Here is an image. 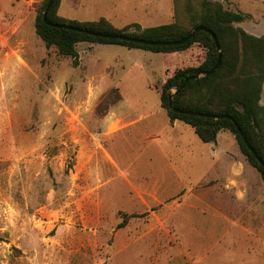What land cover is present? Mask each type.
I'll use <instances>...</instances> for the list:
<instances>
[{
	"label": "rangeland",
	"instance_id": "rangeland-1",
	"mask_svg": "<svg viewBox=\"0 0 264 264\" xmlns=\"http://www.w3.org/2000/svg\"><path fill=\"white\" fill-rule=\"evenodd\" d=\"M43 1L0 0V264H264L261 175L229 131L219 133L224 157L210 172L212 144L182 122L171 131L161 108L166 77L198 66L205 51L81 43L74 66L36 34ZM174 1L184 17L185 0ZM212 1L248 14L236 25L264 37V0ZM151 11L146 0H61L58 13L80 22L106 18L118 28L171 21ZM117 97L113 111L125 122L151 116L108 137L104 117ZM148 128L160 138L138 134ZM168 155L180 181L171 189L149 186L155 172L171 181ZM225 161L238 164L237 192L225 191L234 206L222 208L235 222L213 218L211 190L189 192L199 183L209 187L216 172L228 174ZM185 194L195 205L204 198L210 212L193 211L188 224Z\"/></svg>",
	"mask_w": 264,
	"mask_h": 264
},
{
	"label": "trees",
	"instance_id": "trees-1",
	"mask_svg": "<svg viewBox=\"0 0 264 264\" xmlns=\"http://www.w3.org/2000/svg\"><path fill=\"white\" fill-rule=\"evenodd\" d=\"M60 2L61 0H56L50 9L49 22L71 25L94 33L120 34L155 42H175L185 38L199 26L212 31L221 47L220 64L211 75L192 79L191 77L198 73L204 74L213 69L219 59L216 42L206 31H198L184 44L168 46L106 39L47 25L43 14L49 0L41 3L35 21L36 34L45 46L55 47L60 56L72 59L74 66L79 64L78 46L81 43L117 45L162 54L189 51L195 45L200 46L205 51L204 60L195 67L185 66L176 69L166 77L158 89L161 107L171 121H180L188 125L203 143H216L221 132L232 133L249 164L257 169L264 181V165H261L249 150L235 125L237 123L240 126L249 144L264 161V104L261 103L264 90V37L250 34L236 25L245 21L248 14L225 8L219 1L185 0L183 9L186 15L181 18L180 10L176 9L174 1L175 12L172 23L148 28L133 23L117 28L106 18L86 22L63 18L58 13ZM170 95H173V104L177 109L203 114L229 115L233 120L174 112L169 105ZM118 100L117 97L112 104Z\"/></svg>",
	"mask_w": 264,
	"mask_h": 264
},
{
	"label": "crops",
	"instance_id": "crops-1",
	"mask_svg": "<svg viewBox=\"0 0 264 264\" xmlns=\"http://www.w3.org/2000/svg\"><path fill=\"white\" fill-rule=\"evenodd\" d=\"M146 1H147V7H150V8L153 9V11H151V12H154L156 15L161 16L163 18L164 17L170 18L171 21L169 23H172L174 21V12H175L174 0H161V1H158V0H146ZM156 2H160V3L155 4ZM147 13H149V12H147ZM3 21H4V18H2V16L0 15V23L3 22ZM138 23L143 28L152 27V26L144 25L141 22H138ZM0 29H2V28H0ZM92 45L95 46L96 44H92ZM93 49H94V47H93ZM121 100L122 99L120 97V99L115 104L110 105L109 108H108V114L104 117V119L106 121V126H105V131L106 132H105V135L108 136V137L113 136L114 134H117L118 132H120V131H122L124 129H127V128L131 127V126L135 127L137 124L140 123L141 120L142 121L146 120V119L149 118V116H151V115H149L146 118H142V119L138 118V119H135V120H131L129 122H125L126 120H124V119H122L120 117H117L114 114V111H113V109L115 107L119 106V103L121 102ZM136 103H138V105L141 106L142 108L145 105V103L141 99H137ZM120 122L124 123V127H120ZM179 122L180 121H171L169 119V117H168L166 124H167V127L171 131H175V127L178 126ZM160 133H161L160 130H155V129L150 130L149 128L146 131H138L139 135L143 136L144 138H152L153 140H158L160 138V136H161ZM211 144H212V146H211L212 147V152H211L210 158L212 160V164H211V168H210L209 171L210 172L211 171L215 172L216 166H218V165L220 166V162L219 161L221 159H223L224 152H223V150H220V147L218 145V144H220L219 140H217V143H211ZM182 154H183V152H181L178 155V157L182 156ZM202 155H203V153H202ZM164 162L167 165V169L165 171V175H166V172H168L169 174L171 173L169 175L170 177H172L171 181L169 182L168 179L164 178V174L155 172L154 173V177H151V179L149 181V184H148L149 186L155 185V186H159L160 188H164L166 185H169L170 189H171V184L173 182H176V180L180 181L181 173H180L179 168L177 166V162L173 161L172 157L169 156V155H168V158L166 157V160ZM188 162L192 163V160H190ZM114 164L116 165L115 168H117L116 162H114ZM223 165H224V170L227 171L228 174H224V175L222 174L221 175L219 172H216L215 173L216 174L215 179L213 178L212 181H210V182L208 181L209 183H207V185L209 187L205 188L204 186H202L201 183H199L194 188H191L189 190V192H192V190L195 189V192H192V194H191V197H195V196H198L196 194V190L197 189L205 190L206 192L211 190L215 194L213 196L215 197L214 200L216 201V203L212 204L213 207H212V210H211V215L213 214V216H214L213 218H218V219L222 218L223 220H225L227 222H235V220H232L231 216H227L224 211L222 212V208L225 209V207H229L230 208V207L234 206L233 200L230 199V197H227L228 194L225 191L229 192V191L234 190L235 192H237V190L235 188L240 183V181H239L240 179L238 178L237 175H235L236 174V170L238 169V164H236L235 161H231V162L230 161H225V163H223ZM174 176L176 178L175 180H174ZM165 177H167V176H165ZM222 178H223V180H222ZM243 186H245L244 183H243ZM133 187H135V186H133ZM220 187H221V189H219ZM149 188H151V187H149ZM238 193H239V195H238L239 198L243 199L244 196H245L244 193H241V191L238 192ZM205 196H206V193H205ZM213 196H211V197H213ZM189 197H190L189 194H185V199H183L182 204H183V206L185 207V210H186L185 215H184L186 217V222L188 224L189 223L191 224V223H194L193 218L195 216H197L199 213L200 214H204L205 211L210 212V210L207 208V205H206V203L204 201V198H202V203L200 202V203H197L195 205L190 200H187V198H189ZM193 211H195L197 213V215L194 216V214H192Z\"/></svg>",
	"mask_w": 264,
	"mask_h": 264
},
{
	"label": "water",
	"instance_id": "water-1",
	"mask_svg": "<svg viewBox=\"0 0 264 264\" xmlns=\"http://www.w3.org/2000/svg\"><path fill=\"white\" fill-rule=\"evenodd\" d=\"M55 1L56 0H49L48 6H47V8H46V10H45V12L43 14V19H44V21H45V23L47 25L53 26V27L59 28V29H67V30H71V31H77V32H81V33H86V34H89V35H93V36L101 37V38H106V39L122 40V41L139 43V44H144V45H151V46H168V45H180V44H184L185 42H187L188 40H190L192 37H194L195 34L198 31H206V32H208L209 34L212 35V37L214 38V40L216 42V46H217V49L219 51V59H218V62L214 66L213 69H211L210 71H208V72H206L204 74L198 73V74L194 75L191 78L192 79H198L202 75H205V76L211 75L212 73H214V71L218 68V66L220 64L222 52H221V47L219 45V42H218L215 34L212 31H210V30H208V29H206V28H204L202 26H199V27L195 28L188 36H186L185 38H183L181 40L175 41V42H155V41H148V40H143V39L132 38V37H129V36H126V35H120V34H101V33H94V32H90L88 30L81 29V28H78V27H75V26H71V25H66V24H53V23L49 22V20H48V13H49L50 9L52 8V6L54 5ZM169 105H170V108L174 112H177V113H180V114L195 115V116L206 117V118H213V119L228 118V119H232L233 120V118L231 116H229V115L203 114V113H197V112H193V111H184V110L177 109L174 106V104H173V95H170ZM235 125H236V128L238 129L240 135L242 136L244 142L248 146L249 150L254 154V156L257 158V160L259 161V163L261 165H264V161L258 156V154L255 152V150L249 144L248 139L245 136V134L243 133V131L241 130L240 126L237 123H235Z\"/></svg>",
	"mask_w": 264,
	"mask_h": 264
}]
</instances>
